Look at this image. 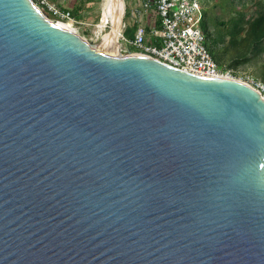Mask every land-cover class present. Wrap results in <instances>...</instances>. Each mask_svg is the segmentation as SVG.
Returning <instances> with one entry per match:
<instances>
[{"label": "water", "instance_id": "water-1", "mask_svg": "<svg viewBox=\"0 0 264 264\" xmlns=\"http://www.w3.org/2000/svg\"><path fill=\"white\" fill-rule=\"evenodd\" d=\"M0 264H264V98L0 0Z\"/></svg>", "mask_w": 264, "mask_h": 264}, {"label": "built area", "instance_id": "built-area-1", "mask_svg": "<svg viewBox=\"0 0 264 264\" xmlns=\"http://www.w3.org/2000/svg\"><path fill=\"white\" fill-rule=\"evenodd\" d=\"M35 1L41 9L56 17L57 22H77L72 10L49 0ZM150 11L160 16L161 27H153L149 32L144 15ZM130 16L136 25L134 36H125L127 24L123 22L119 37V42L121 38L127 42L128 54L148 55L171 67L200 76L234 78L219 68L207 47L200 25L205 17L202 0H140V5L130 10ZM240 81L256 89L264 98V77L245 75Z\"/></svg>", "mask_w": 264, "mask_h": 264}, {"label": "rangeland", "instance_id": "rangeland-1", "mask_svg": "<svg viewBox=\"0 0 264 264\" xmlns=\"http://www.w3.org/2000/svg\"><path fill=\"white\" fill-rule=\"evenodd\" d=\"M58 6L64 9L72 10L73 14L76 13L79 15L76 18L77 22H71L72 26L76 30L77 33L81 34L84 38H86L89 42L95 44L97 47L106 50V47L102 45V37L103 35L110 30V24H107L104 27H100L101 19L104 10V2L105 0H49ZM125 1V11L129 10L128 3H135L137 0H124ZM258 1L260 0H202L204 6V12L207 13L208 21L210 24V30L215 33L217 29H222V25L219 24L222 21H227L233 14L237 11H243L246 13V16L255 15L258 9ZM77 8L81 11L78 12ZM42 10L51 18L52 20L56 17L50 15L45 9ZM148 16L144 17V23H151L152 26L159 28L160 21L158 23H153V20L156 18V12H152ZM151 13V14H152ZM147 15V14H146ZM203 22V21H202ZM201 22V24H202ZM124 23L127 26L133 27L135 22L132 18L124 17ZM200 24V25H201ZM202 27V26H201ZM125 27H123V30ZM126 30V29H125ZM134 30V29H133ZM127 42L124 39H120L118 53L119 54H128L127 50ZM227 43V41H226ZM207 44V40H206ZM225 45L220 44L219 51L223 50ZM234 48H230L226 54L224 55V59L222 65L219 64V68L228 72L234 78L240 80L245 75H251L257 78H263L264 73V53L259 54L258 56L253 57L250 61L245 63H239L236 66L232 65L233 61H235V52Z\"/></svg>", "mask_w": 264, "mask_h": 264}, {"label": "trees", "instance_id": "trees-1", "mask_svg": "<svg viewBox=\"0 0 264 264\" xmlns=\"http://www.w3.org/2000/svg\"><path fill=\"white\" fill-rule=\"evenodd\" d=\"M240 1L243 2V0ZM77 11L80 12L81 10L77 8ZM204 13L205 17L201 26L206 36L207 47L218 64L222 65L224 55L230 48L236 50V59L232 64L235 66L239 63L248 62L253 57L264 53V0L258 1V9L255 15L247 17L245 12L237 11L227 21L219 23L223 27L217 29L215 33L210 30L207 13ZM129 16L130 11L127 10L126 17ZM159 21L161 27V18L158 15L156 23L159 24ZM133 29L127 26L125 36L132 38L134 36ZM222 43L225 47L219 51Z\"/></svg>", "mask_w": 264, "mask_h": 264}, {"label": "bare ground", "instance_id": "bare-ground-1", "mask_svg": "<svg viewBox=\"0 0 264 264\" xmlns=\"http://www.w3.org/2000/svg\"><path fill=\"white\" fill-rule=\"evenodd\" d=\"M124 12V0H105L100 27H104L107 24H110L111 26L110 30L107 31L102 37V45L106 47L107 51L114 54H119V37L122 30ZM58 23L64 27L76 31L71 22L59 21Z\"/></svg>", "mask_w": 264, "mask_h": 264}, {"label": "crops", "instance_id": "crops-1", "mask_svg": "<svg viewBox=\"0 0 264 264\" xmlns=\"http://www.w3.org/2000/svg\"><path fill=\"white\" fill-rule=\"evenodd\" d=\"M129 5H128V8H129V11L132 9V8H134L135 6H139L140 5V0H137L135 3H132V2H130V3H128ZM152 12H154V11H150V12H148L147 13V15H144V17L145 16H148V14L150 13V15L152 16L153 15V13ZM152 13V14H151ZM74 17H75V19L76 18H78L79 17V15H77L76 13L74 14ZM158 17V14H156V18ZM130 18H131V16H130ZM156 18L153 20V23L155 22L156 23ZM132 20L134 21V19L132 18ZM146 25H147V27H148V31L150 32L151 30H152V28L154 27V26H152L151 25V23L149 24V23H146ZM129 27H131L130 25H129ZM135 27H136V25H134L133 27H131V28H134V31H135Z\"/></svg>", "mask_w": 264, "mask_h": 264}]
</instances>
